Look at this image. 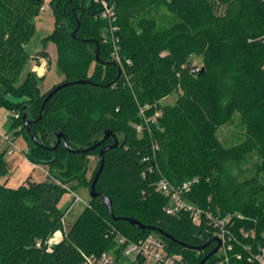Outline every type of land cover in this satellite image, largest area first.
<instances>
[{"label": "trees", "instance_id": "1", "mask_svg": "<svg viewBox=\"0 0 264 264\" xmlns=\"http://www.w3.org/2000/svg\"><path fill=\"white\" fill-rule=\"evenodd\" d=\"M105 1L114 7L110 23L100 0H49L56 27L47 39L56 43L66 76L58 84L88 81L65 84L46 99L41 118L30 123L36 142L23 124V107L36 119L57 84L41 92L33 70L20 77L43 0H0V105L19 112L12 124L23 125L25 158L48 167L41 181L27 175L16 187L0 182V264H85V254L111 250L116 233L137 240L151 232L170 252L199 264L217 241L197 246L217 238L215 228L205 216L194 224L183 211L169 214L168 197L156 189L162 178L172 186L196 178L185 198L214 215L231 216L230 261L261 264L247 257L264 246V181L244 175L243 165L257 152L258 170L264 171V0ZM159 9L164 12L158 20L153 12ZM191 56L201 59L198 69ZM172 93L173 104L160 103ZM235 113L244 137L225 146L217 129ZM105 130L118 138L116 146L112 136L102 140ZM109 144L95 189L110 198L111 212L100 197H90L64 230L61 197L73 180L89 188L99 151ZM3 154L0 175L7 166ZM91 155L97 164L86 178ZM127 216L154 229L141 230ZM57 230L60 240L47 248ZM220 258L217 250L204 264Z\"/></svg>", "mask_w": 264, "mask_h": 264}, {"label": "rangeland", "instance_id": "2", "mask_svg": "<svg viewBox=\"0 0 264 264\" xmlns=\"http://www.w3.org/2000/svg\"><path fill=\"white\" fill-rule=\"evenodd\" d=\"M163 9H159L157 12H153V15L157 19L163 18ZM33 33L27 39L25 48L30 55V60L24 67L20 79L24 76L28 69H33L32 66L39 64L38 58L34 57V54L38 50H46L49 52L48 57L44 60L43 67L47 69L44 78H41L38 84L41 92L51 84L49 81L51 78L56 79L58 84L66 78L62 70L57 64V45L51 39H47V36L55 29V17L49 6V0H43L42 7L33 18ZM192 64L195 68L201 64V59L196 56H191ZM35 64V65H34ZM36 71V68L33 69ZM94 70V62L88 66L87 74H91ZM37 74V72H35ZM3 87L0 84V96L3 95ZM11 98L10 96H8ZM176 93H172L163 97L160 100L161 104H173L176 100ZM15 110L6 108L0 105V153H4L3 157L7 164L6 172L0 175V182H4L10 187H16L19 185L27 175L37 181L44 180L47 174V166L44 164H34L29 162L25 158V153L22 149L27 146V140L22 130V124L17 122L12 124L15 115ZM155 117V116H154ZM153 117V118H154ZM7 134L12 142L3 139V135ZM217 136L219 140L225 146L234 145L244 137V129L238 125L237 114L233 115V118L226 124L221 125L217 129ZM14 148L12 154H6L5 150L8 148ZM261 161V156L257 152H251L248 154V161L243 165L244 175L249 176L257 174L261 181H264V171L258 170V164ZM97 156L91 155L89 163L87 165L86 178H89L96 166ZM90 200L89 189L84 185H78L76 180L69 182L67 190L61 197L58 206L64 211L63 216V229L68 230L80 211L85 207L86 203ZM153 235L158 236L157 233L151 232ZM215 264H218L216 262Z\"/></svg>", "mask_w": 264, "mask_h": 264}, {"label": "built area", "instance_id": "3", "mask_svg": "<svg viewBox=\"0 0 264 264\" xmlns=\"http://www.w3.org/2000/svg\"><path fill=\"white\" fill-rule=\"evenodd\" d=\"M103 11L102 17L108 19L109 23L114 20L115 12L114 7L108 5L105 0H100ZM115 26L111 25V31L115 30ZM105 39L107 38L104 35ZM112 38V37H111ZM115 43V40H113ZM114 58L118 60L117 53L114 52ZM14 117H19V112H15ZM139 130L140 127L137 126ZM3 139L12 142L7 134L2 136ZM23 153L27 151V147L22 149ZM14 148L10 147L5 150L6 154H12ZM196 181V178L186 180L177 186L170 185L164 178L159 179L156 182V189L168 197V203L165 205V209L169 214L175 215L179 212H185L188 214L192 223L199 224L202 217L205 216L209 219V223L215 228L214 236L220 241L219 252L222 254L217 262L218 264H235L230 261L228 250L231 249L232 235L228 232L227 225L230 223L231 216L227 215H214L208 210H202L197 205L191 203L185 198V193L190 188L192 182ZM246 233H244L245 235ZM61 231H55L45 242L46 245L51 246L61 238ZM116 245L108 251H103L99 254L90 253L85 254V264H189L187 263L180 253L170 252L164 243V241L152 233L147 234L143 238L137 240H130L120 233H116L114 236ZM37 241V245H39ZM119 253V257H117ZM235 257H239V254H234ZM247 259L249 261L256 260L257 262L264 264V246H260L257 252L249 253Z\"/></svg>", "mask_w": 264, "mask_h": 264}, {"label": "water", "instance_id": "4", "mask_svg": "<svg viewBox=\"0 0 264 264\" xmlns=\"http://www.w3.org/2000/svg\"><path fill=\"white\" fill-rule=\"evenodd\" d=\"M76 29H77V27L74 28V29L70 32V34H71L72 37L75 36ZM95 58H96V59L98 58L97 52H96V54H95ZM195 71H196V69L194 68V69H193V72H195ZM86 81H88V80H87V79H86V80L83 79V80H77V81H71V82H63V83H61V84H57L55 87H53V88L47 93L46 97L44 98V100H43V102H42V104H41V106H40L39 114H38L37 118L34 119V120H32V119H30V118L27 117L26 111L24 110V109H25V106L23 107V112H22V116H21V118H22L23 124L25 125L26 130L30 133V135L32 136L33 140H35V141L37 142L36 138H35L34 135H33V132H32L31 129H30V123H31L32 121H36L37 119H40V118H41L42 109H43V106H44V103H45L46 99H47V98H48L53 92H55L58 88L62 87V86L65 85V84L75 83V82H86ZM61 136H63V135H62V133H60V132L56 134L57 143H58V141L60 140ZM109 136H112V133H111L110 130H105V131H103V138H102V140L105 139V138H107V137H109ZM112 138H113V144H112V145L116 146V145L118 144V138H117L116 136H114V135L112 136ZM94 146H95V145L91 146L90 148H92V147H94ZM109 146H111V145H110V144H109V145H106V146H104L103 148H101L100 151H99L100 163H99V166H98V168H97V170H96V172H95V174H94V177H93V179H92V181H91V183H90L88 189H89L90 197H91V198H93V197H100L101 202H102V203L108 208V210L111 212V200H110V198H109L108 196H106V195H104V194L98 192V191L95 189V182H96V179H97V177H98V175H99V173H100V171H101V169H102V166H103V156H102V155H103V152L105 151V149H106L107 147H109ZM114 218L117 219L116 217H114ZM123 219L127 220L131 225L136 226L137 228H139V229H141V230H144V229H146V228H147V229H154L152 226H146V225L142 224L139 220H137L135 217H132V216L123 217ZM212 241H217V244L215 245V247H214L212 250H210V251H209V252H208V253H207V254H206V255L200 260L199 264H204L205 261L209 258V256L212 255L213 253H215V252L218 250V248H219V246H220V241H219L218 238L213 237L212 239L207 240V241L204 242L203 244L197 246V249H202V248L206 247V246H207L210 242H212Z\"/></svg>", "mask_w": 264, "mask_h": 264}, {"label": "crops", "instance_id": "5", "mask_svg": "<svg viewBox=\"0 0 264 264\" xmlns=\"http://www.w3.org/2000/svg\"><path fill=\"white\" fill-rule=\"evenodd\" d=\"M47 53L49 54V52L47 51ZM34 57H36V58H38V60H39V64H34L35 66H32V68L33 69H35L36 68V71H34L33 69V71L34 72H37V75L39 76V77H41V78H44L45 77V75H46V72H47V69H45L44 67H43V62H44V60L48 57V55L46 56V57H44V56H37V55H34ZM39 68H41V70L39 69ZM57 82V80L56 79H53V78H51L50 79V81H49V84H51V85H49L48 87H47V89H49L52 85H54L55 83ZM47 89H45V90H47ZM41 91V90H40ZM44 91V90H43ZM30 175V174H29ZM31 176V175H30ZM61 235H62V232H61Z\"/></svg>", "mask_w": 264, "mask_h": 264}, {"label": "bare ground", "instance_id": "6", "mask_svg": "<svg viewBox=\"0 0 264 264\" xmlns=\"http://www.w3.org/2000/svg\"><path fill=\"white\" fill-rule=\"evenodd\" d=\"M41 70V68H39Z\"/></svg>", "mask_w": 264, "mask_h": 264}]
</instances>
